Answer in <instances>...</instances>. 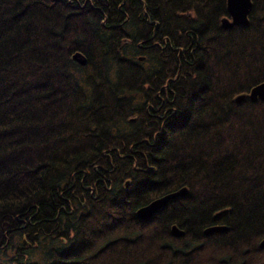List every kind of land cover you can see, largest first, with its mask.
Segmentation results:
<instances>
[{"label": "trees", "instance_id": "obj_1", "mask_svg": "<svg viewBox=\"0 0 264 264\" xmlns=\"http://www.w3.org/2000/svg\"><path fill=\"white\" fill-rule=\"evenodd\" d=\"M223 16L0 0V264H264V0Z\"/></svg>", "mask_w": 264, "mask_h": 264}, {"label": "water", "instance_id": "obj_2", "mask_svg": "<svg viewBox=\"0 0 264 264\" xmlns=\"http://www.w3.org/2000/svg\"><path fill=\"white\" fill-rule=\"evenodd\" d=\"M225 6L228 13V16L220 19V24L223 28H230L232 26H244L247 23V15L251 9V0H225ZM71 58L76 62L83 64L84 58L79 52H74L71 55ZM249 99L251 101L259 99L264 101V82H261L253 86L248 93L239 94L234 97L236 103L241 102L244 99ZM185 188L179 189L173 193H169L160 197L153 199L147 204L139 207L135 211V216L142 221H146L151 218L161 207H163L166 202L176 197L185 195ZM222 227H212L204 231L205 234H208L212 231H222ZM171 234L174 236L181 235L182 232L177 230L175 226L171 227ZM259 247H264V240L260 242Z\"/></svg>", "mask_w": 264, "mask_h": 264}, {"label": "rangeland", "instance_id": "obj_3", "mask_svg": "<svg viewBox=\"0 0 264 264\" xmlns=\"http://www.w3.org/2000/svg\"><path fill=\"white\" fill-rule=\"evenodd\" d=\"M228 14V13H227ZM224 17H226V16H223V17H221L220 19H222V18H224Z\"/></svg>", "mask_w": 264, "mask_h": 264}]
</instances>
